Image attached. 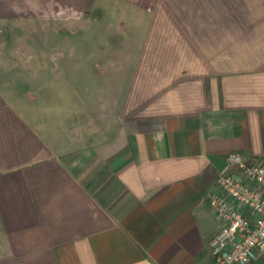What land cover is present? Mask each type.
<instances>
[{
	"label": "crops",
	"instance_id": "0c3cea01",
	"mask_svg": "<svg viewBox=\"0 0 264 264\" xmlns=\"http://www.w3.org/2000/svg\"><path fill=\"white\" fill-rule=\"evenodd\" d=\"M96 1L0 0V19ZM114 1L150 10L123 99L43 117L0 81V264H212L228 153L264 164V0Z\"/></svg>",
	"mask_w": 264,
	"mask_h": 264
},
{
	"label": "rangeland",
	"instance_id": "374dc122",
	"mask_svg": "<svg viewBox=\"0 0 264 264\" xmlns=\"http://www.w3.org/2000/svg\"><path fill=\"white\" fill-rule=\"evenodd\" d=\"M16 14L53 17L0 19V81L11 86L5 100L16 108L60 118L102 112L103 100L123 99L141 72L148 9L97 0L83 16L42 6Z\"/></svg>",
	"mask_w": 264,
	"mask_h": 264
},
{
	"label": "built area",
	"instance_id": "2783aa9c",
	"mask_svg": "<svg viewBox=\"0 0 264 264\" xmlns=\"http://www.w3.org/2000/svg\"><path fill=\"white\" fill-rule=\"evenodd\" d=\"M227 163L239 177L217 176L224 195H208L220 221L210 239L212 264H250L257 256L264 257V164L235 151L228 153Z\"/></svg>",
	"mask_w": 264,
	"mask_h": 264
}]
</instances>
